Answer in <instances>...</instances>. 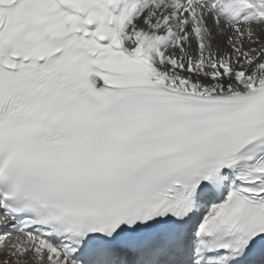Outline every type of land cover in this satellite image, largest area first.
I'll list each match as a JSON object with an SVG mask.
<instances>
[{"label": "snow or ice", "instance_id": "6c2138e0", "mask_svg": "<svg viewBox=\"0 0 264 264\" xmlns=\"http://www.w3.org/2000/svg\"><path fill=\"white\" fill-rule=\"evenodd\" d=\"M0 264H264V0H0Z\"/></svg>", "mask_w": 264, "mask_h": 264}]
</instances>
